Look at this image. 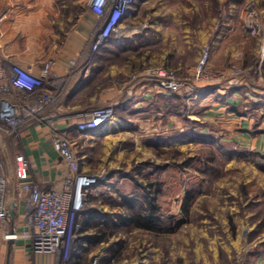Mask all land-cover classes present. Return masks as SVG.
Here are the masks:
<instances>
[{"label": "rangeland", "instance_id": "rangeland-1", "mask_svg": "<svg viewBox=\"0 0 264 264\" xmlns=\"http://www.w3.org/2000/svg\"><path fill=\"white\" fill-rule=\"evenodd\" d=\"M62 2L66 4L62 12H88L81 0ZM249 2L264 16V0H142L129 10L136 13L126 21L128 38L116 37L115 43L95 53L87 46L80 52L81 66L95 68L100 91L110 82L122 90L145 69H166L160 67L166 60L167 67L190 85L176 94H155L142 102L149 105L153 100V106L146 105L153 127L142 128L141 139L132 135L119 148L110 149L103 167L93 160L101 149L84 150L85 167L101 176L88 195L86 209L109 216L116 227L89 248L80 264L95 259L99 264H256L264 252V152L244 149L223 135L219 125L203 120L202 106L207 103L200 100L204 96L196 89L189 91L205 83L191 80L201 49L210 47L228 19L239 24ZM132 57L138 70L127 77L109 75L112 67L126 68ZM246 62L223 70L209 63L205 72L226 74L234 67L244 80L240 90L264 87V64L247 68ZM261 102L264 107V99ZM245 108L252 106L248 103ZM182 134L188 137L179 140ZM147 192L162 219L159 233L131 229L118 219L126 214L127 200H140ZM94 232L90 228L85 233L94 236ZM253 251L257 253L252 255Z\"/></svg>", "mask_w": 264, "mask_h": 264}, {"label": "crops", "instance_id": "crops-1", "mask_svg": "<svg viewBox=\"0 0 264 264\" xmlns=\"http://www.w3.org/2000/svg\"><path fill=\"white\" fill-rule=\"evenodd\" d=\"M137 2L140 3L142 0H135L134 7ZM65 8L66 4L62 0H0V61L7 56L11 63L38 73L42 62L49 60L52 63L53 73L65 75L70 61L81 60L80 52L92 40L93 26V17L89 12L81 14L62 12ZM135 13L128 12L123 21L121 37L124 39L128 38L125 33H130L126 21ZM63 37H65L64 41L61 39ZM123 42L131 45L127 41L123 40ZM251 44L253 48H250ZM209 46V63L215 70H223L238 61L243 65L244 60L246 62L247 59L253 61L246 62L244 66L247 68L264 64L258 41L243 38L239 24L232 23L229 19L224 22ZM130 47L126 49L134 51L135 48ZM161 64L160 67L169 69L168 60ZM81 65L79 62L78 69L82 68ZM138 69L139 64L136 58L132 57L126 68L112 67L108 73L127 77ZM94 71L95 68L88 67L70 80L64 91L61 106L64 112L75 114L88 109L89 107L86 106L90 104H113V119L99 130L82 135L74 133L73 120L56 124V130L59 132L70 130L82 172L91 171L85 167V161L88 159L86 150L90 152L97 148L101 149L97 157L93 156V160L98 164L101 162L103 167L107 163L110 149L119 148L126 137H133L132 135L141 139L142 128L153 127V115L146 113L149 110L147 106H153V100H150L149 105H143L144 103L134 98L128 99L119 93L118 85L111 82L108 88L100 91L102 85L94 81ZM259 87V85L256 87L257 90L247 88L244 92L214 90L207 97L201 98L200 102L207 103L202 106L203 120L219 125L225 131L223 135H226L231 142L261 154L264 152V134H255L253 130V126L257 123L256 130L264 132V117L260 114V110L264 108L261 104L264 99V87ZM132 91L134 97H139L141 92L139 86L136 85ZM248 103L251 104V109L245 108ZM51 144V132L41 126L28 128L18 138L0 129V157L2 162L4 161L5 169L10 171L14 157L24 154L31 162L30 181L37 184L43 192L60 188L65 175V169L52 150ZM12 192L16 205L15 218L11 221L8 217V231L12 228L19 230L22 226L23 205L17 203L13 185L8 190V203ZM2 234L3 231L0 230V264H6L7 261L8 264L53 263L54 259L51 256H33L24 241H3ZM256 264H264V252L257 257Z\"/></svg>", "mask_w": 264, "mask_h": 264}, {"label": "built area", "instance_id": "built-area-1", "mask_svg": "<svg viewBox=\"0 0 264 264\" xmlns=\"http://www.w3.org/2000/svg\"><path fill=\"white\" fill-rule=\"evenodd\" d=\"M93 17L92 40L87 46L97 52L111 37L123 36V21L135 0H81ZM240 33L245 38L258 41L259 52L264 58V16L253 3L244 6L240 18ZM210 61V47L201 49L192 81L205 82L201 87L191 86L200 94L209 90H233L244 86L239 69L231 68L226 74L211 75L205 72ZM78 60L70 61L68 72L57 75L51 61H43L38 73H33L8 61H0V129L18 138L33 126L48 129L52 136V150L65 169L60 188L43 192L30 181L31 162L24 154L14 157L12 169L7 171L0 157V230L3 241H24L33 256H51L52 264H70L74 246L82 236L80 216L87 207L88 195L99 184L101 176L82 172L77 148L70 130L59 132L56 124L74 121L77 135L89 134L108 124L114 117V105L107 104L71 114L63 111L61 100L70 80L86 69H78ZM258 74L260 72L257 71ZM228 78V79H226ZM139 86V97L133 96V88ZM190 86L177 74L167 69H145L133 77L120 94L128 99L145 102L155 94H176ZM189 92V93H190ZM189 94H187L188 96ZM146 96V97H145ZM264 117V108L260 110ZM13 185L17 203L23 205L22 226L8 231V190ZM15 203V202H14ZM16 206V205H15ZM92 264H99L98 259Z\"/></svg>", "mask_w": 264, "mask_h": 264}, {"label": "trees", "instance_id": "trees-1", "mask_svg": "<svg viewBox=\"0 0 264 264\" xmlns=\"http://www.w3.org/2000/svg\"><path fill=\"white\" fill-rule=\"evenodd\" d=\"M114 40H116V38L111 37L101 48L106 46L108 43H115ZM119 42L120 41H118V43ZM121 43L122 40L120 44ZM101 48L98 51L102 50ZM98 60L100 59L98 58L97 61ZM234 90L239 89H231L230 92H233ZM213 92L214 90L205 91L203 93H200V96L207 97L209 93ZM256 124L253 126V130L255 131L254 133L264 134V132L256 130ZM187 137L188 136L186 134H182L179 140L186 139ZM149 196L150 194L149 192H147L144 197L140 200H127L126 214L124 216H118V219L121 220L120 222L124 224V226L142 232H160L161 229L159 227L162 219H160L159 217V209L155 205L154 200ZM79 223L81 225L83 235L76 242L77 247L72 252L70 264H80L81 260H83L86 256L85 254L88 253L89 248H91L94 243H97L98 240H105L107 235L106 233L110 232V229L116 227L115 224L111 223L109 216L102 215L99 213L94 215L93 212L89 211L88 209H85L81 214ZM90 228L95 230L94 236L86 235L85 232L90 230ZM109 250L112 251V248L110 247ZM115 253L116 251H112V254L115 255ZM256 253L257 252L253 251L252 255Z\"/></svg>", "mask_w": 264, "mask_h": 264}, {"label": "water", "instance_id": "water-1", "mask_svg": "<svg viewBox=\"0 0 264 264\" xmlns=\"http://www.w3.org/2000/svg\"><path fill=\"white\" fill-rule=\"evenodd\" d=\"M14 193L12 192L11 197H10V202H9V207H8V215L9 218L11 219V221L14 220L15 218V214H14V210H15V205H14ZM9 245H11V243H8ZM6 264H8V261L6 262Z\"/></svg>", "mask_w": 264, "mask_h": 264}]
</instances>
